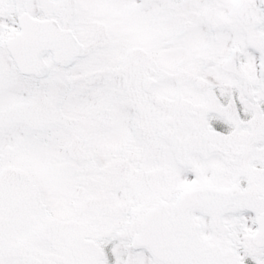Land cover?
Wrapping results in <instances>:
<instances>
[{
    "label": "snow or ice",
    "instance_id": "1",
    "mask_svg": "<svg viewBox=\"0 0 264 264\" xmlns=\"http://www.w3.org/2000/svg\"><path fill=\"white\" fill-rule=\"evenodd\" d=\"M0 264H264V0H0Z\"/></svg>",
    "mask_w": 264,
    "mask_h": 264
}]
</instances>
